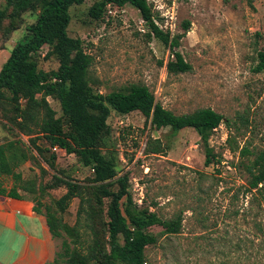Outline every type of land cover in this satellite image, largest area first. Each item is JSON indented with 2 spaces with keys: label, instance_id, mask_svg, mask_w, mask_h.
I'll use <instances>...</instances> for the list:
<instances>
[{
  "label": "rangeland",
  "instance_id": "1",
  "mask_svg": "<svg viewBox=\"0 0 264 264\" xmlns=\"http://www.w3.org/2000/svg\"><path fill=\"white\" fill-rule=\"evenodd\" d=\"M96 1L73 5L68 27L69 35L82 39L93 57L89 75L95 89L108 93L131 83L146 84L156 100L176 114L210 107L231 121L230 126L222 124L212 133L210 145L217 157L207 166L205 148L195 129L173 133L168 127L156 128L140 111H112L108 118L111 132L102 150L117 158L116 179L128 176L135 202L149 206L162 221L178 214L183 217L178 234H167L160 225L147 230L158 237L146 249L147 264H264V203L260 206L253 199L255 191L247 190V166L264 151V72L254 71L258 53L264 51V0H148L164 31L184 33L185 23H191L176 51L192 70L177 74L167 70L168 60L174 58L171 48L149 37L137 8L108 5L103 18L95 19L89 9ZM5 4L6 0H0V7ZM35 21V14L26 12L24 23L9 35L4 32L5 21L0 32V69L26 34L27 25ZM48 50L45 45L37 54L39 66L56 69L59 63L47 58ZM48 100L57 116L62 115L59 101ZM9 107L0 103V144L18 139L29 148L30 136L13 128ZM229 135L239 151L247 146L251 154L240 156L239 151H231ZM153 142L160 143L163 151L152 152ZM37 143L47 145L44 139ZM52 151L57 154L54 166L33 148L36 159L26 161L17 171L24 179L43 184L54 175L82 184L93 176L92 169L75 154L58 147ZM2 180L8 189L14 186L11 176ZM66 191V186L47 189L41 200L55 207ZM25 195L33 200V195ZM79 205L80 199L73 198L57 215L75 224ZM56 240L59 251L63 237Z\"/></svg>",
  "mask_w": 264,
  "mask_h": 264
},
{
  "label": "trees",
  "instance_id": "2",
  "mask_svg": "<svg viewBox=\"0 0 264 264\" xmlns=\"http://www.w3.org/2000/svg\"><path fill=\"white\" fill-rule=\"evenodd\" d=\"M85 0H6L0 7V32L5 21V34L17 31L24 23V14H35L36 21L28 24L26 34L19 40L0 69V103L10 105L8 119L20 133L30 136V147L20 140L0 144V195L22 199L33 195L34 211L46 217L53 237H63L60 250L53 261L46 264H147L146 249L157 243L158 237L147 230L154 225L165 228L167 234L181 232V214L162 221L149 206H139L130 191L128 176H118L117 158L103 153L110 134L108 118L112 111L129 114L140 111L158 129L168 127L173 133L185 128L195 129L205 148L208 166L217 157L210 145L212 133L222 124L231 121L210 107L199 108L186 114H176L156 100L146 84L131 83L108 93L95 89L90 81L93 57L80 38L69 35L70 8ZM130 4L137 8L149 28V37L160 39L171 48L174 58L167 62L169 73L192 70L183 54L176 51L184 33L172 35L156 23V13L148 0H98L89 9L95 19L103 18L108 5L122 8ZM49 46L47 58H55L56 69L44 70L39 66L37 54ZM255 72H264V51H260ZM48 97L59 101L62 115L50 105ZM13 113V115H12ZM12 115V116H11ZM11 116V117H10ZM35 135V136H33ZM44 139L46 146L37 141ZM231 151H239L232 135L227 139ZM54 147L75 154L79 161L93 171L86 183L54 175L45 184L34 179H24L17 168L30 159H36L33 148L52 166L57 159ZM154 153L162 152L160 143H151ZM51 153L46 158L47 153ZM244 146L240 156L251 154ZM249 192L263 205L264 201V151L247 166ZM11 176L14 186L8 189L2 180ZM118 187L114 189V185ZM67 187V191L52 204L42 202L47 189ZM262 199H258L257 193ZM73 198L80 199L77 221L69 224L62 214ZM45 207V210H42Z\"/></svg>",
  "mask_w": 264,
  "mask_h": 264
},
{
  "label": "crops",
  "instance_id": "3",
  "mask_svg": "<svg viewBox=\"0 0 264 264\" xmlns=\"http://www.w3.org/2000/svg\"><path fill=\"white\" fill-rule=\"evenodd\" d=\"M59 249L45 215L29 197L0 195V264H46Z\"/></svg>",
  "mask_w": 264,
  "mask_h": 264
},
{
  "label": "built area",
  "instance_id": "4",
  "mask_svg": "<svg viewBox=\"0 0 264 264\" xmlns=\"http://www.w3.org/2000/svg\"><path fill=\"white\" fill-rule=\"evenodd\" d=\"M156 23H157V21H156ZM57 149V147H54V150H56Z\"/></svg>",
  "mask_w": 264,
  "mask_h": 264
}]
</instances>
